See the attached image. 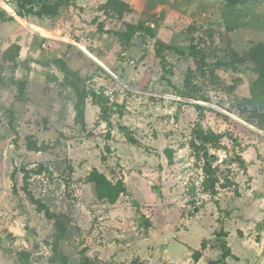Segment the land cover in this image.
I'll use <instances>...</instances> for the list:
<instances>
[{"label": "rangeland", "instance_id": "1", "mask_svg": "<svg viewBox=\"0 0 264 264\" xmlns=\"http://www.w3.org/2000/svg\"><path fill=\"white\" fill-rule=\"evenodd\" d=\"M61 1L0 0V55L21 47L0 59V264H208L221 242L264 264V0ZM93 170L124 182L115 204Z\"/></svg>", "mask_w": 264, "mask_h": 264}, {"label": "trees", "instance_id": "2", "mask_svg": "<svg viewBox=\"0 0 264 264\" xmlns=\"http://www.w3.org/2000/svg\"><path fill=\"white\" fill-rule=\"evenodd\" d=\"M28 0H23L19 3L18 5L21 6V11L19 14L24 15L25 12L28 14L32 13L35 15H38L39 17H42L43 15H49L51 17H55L58 13V10L60 6H62L65 2L61 0H56L54 3H48V0H37L36 2L33 1L38 7V10H32V9H27L25 11L24 6L28 4ZM33 2L31 1L30 4ZM116 1H114L115 3ZM131 33V32H130ZM130 37V34L127 36ZM260 48H263L262 46H258L255 49L251 51V54H256L259 53V63L262 65V68H264V50H261ZM259 49V50H257ZM20 51L21 47L20 45H13L9 47L5 52L1 53L0 59L2 62H9V63H16L17 59L20 56ZM253 57V56H252ZM259 64V65H260ZM0 67H2V63L0 62ZM18 86V89L21 90V83ZM250 93L253 98L256 97H264V70H261L260 75L258 78L251 83L250 87ZM22 94V92H21ZM82 95V94H81ZM79 101V104L76 106V114L77 117L83 115V102H84V96L82 95ZM103 110H106L103 108ZM109 110L111 111H116V106L112 105ZM204 157L206 158V161L204 163V168L203 172L205 173L207 179L204 180V182H208V187L211 188V193L216 192L214 189V181H212V175H213V168H212V159L213 156L208 155L207 153H204ZM27 179V178H26ZM24 179L25 182L27 180ZM86 182L93 184V190L96 198L100 201H105L108 202L109 204H115L117 200L120 198L121 195H123L126 192V187L125 184L122 180H118L116 182H113L109 180L104 174L100 173L97 170H93L87 177H86ZM36 210L39 213H44L45 216L49 220H55V228H56V235H55V240L53 242V248L54 251L57 250L59 243L65 238L66 236V228L63 226L61 223L60 219L61 217L57 216L55 213H52L50 209L46 207V205L39 201V200H34L32 199ZM225 244L221 242V248L223 249V255L221 259H218L217 261L210 262L209 264H220L222 260L229 255V250L226 248L225 249ZM225 249V250H224ZM22 255V254H21ZM23 256V255H22ZM21 256V257H22ZM200 252L195 253V260L198 261L200 258ZM25 258V257H24ZM24 260V259H23ZM196 264V263H195Z\"/></svg>", "mask_w": 264, "mask_h": 264}, {"label": "crops", "instance_id": "3", "mask_svg": "<svg viewBox=\"0 0 264 264\" xmlns=\"http://www.w3.org/2000/svg\"><path fill=\"white\" fill-rule=\"evenodd\" d=\"M31 49L30 48H27V53L28 52H30L31 53V51H30ZM26 53V54H27ZM107 177V176H106ZM201 252V251H200ZM188 255H190V253L188 254ZM235 256V257H234ZM226 259L224 260V264H243L244 263V261L241 259V257H240V255H237V254H235V253H231V256L230 255H228L227 257H225ZM234 258H237V259H234ZM193 259L190 257V258H187V261H186V264H194L193 263V261H192ZM217 260V258L216 259H211V260H208V264L210 263V262H212V261H216ZM205 261V257L204 256H200V258L198 259V262L196 263V264H201L202 262H204Z\"/></svg>", "mask_w": 264, "mask_h": 264}, {"label": "built area", "instance_id": "4", "mask_svg": "<svg viewBox=\"0 0 264 264\" xmlns=\"http://www.w3.org/2000/svg\"><path fill=\"white\" fill-rule=\"evenodd\" d=\"M3 1V3L5 4V5H7L6 3H9V4H12V3H19V2H21V1H23V0H2ZM11 16H13V17H15L16 16V13L15 12H12L11 14H10ZM136 76H137V74H134V77L132 78V80H136ZM110 100H112L113 98H114V90L113 89H109V90H107L105 93H104Z\"/></svg>", "mask_w": 264, "mask_h": 264}, {"label": "bare ground", "instance_id": "5", "mask_svg": "<svg viewBox=\"0 0 264 264\" xmlns=\"http://www.w3.org/2000/svg\"><path fill=\"white\" fill-rule=\"evenodd\" d=\"M5 5V4H4ZM7 8H8V10L7 11H10V9H9V7L7 6V5H5Z\"/></svg>", "mask_w": 264, "mask_h": 264}]
</instances>
